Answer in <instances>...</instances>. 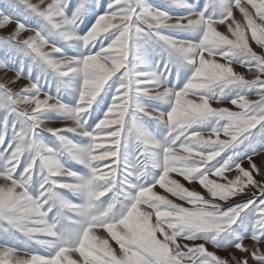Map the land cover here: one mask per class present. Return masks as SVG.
<instances>
[{
	"label": "snow or ice",
	"instance_id": "1",
	"mask_svg": "<svg viewBox=\"0 0 264 264\" xmlns=\"http://www.w3.org/2000/svg\"><path fill=\"white\" fill-rule=\"evenodd\" d=\"M0 70V264H264V0H5Z\"/></svg>",
	"mask_w": 264,
	"mask_h": 264
},
{
	"label": "rangeland",
	"instance_id": "2",
	"mask_svg": "<svg viewBox=\"0 0 264 264\" xmlns=\"http://www.w3.org/2000/svg\"><path fill=\"white\" fill-rule=\"evenodd\" d=\"M157 2H159V0H157ZM4 3H5V0H0V7H2ZM237 70L238 71H244V69L240 68L239 66H237ZM12 75H13V73L11 71H9L7 73V76H5L4 75V71L3 70H0V82H3L4 80L10 78ZM250 98L255 99L256 97L255 96H252ZM260 160H261V157H259V156L256 157V161H257L258 164L260 163ZM245 243H249V241H245ZM41 254H43L42 250H41ZM219 254L221 256H227L228 255V253L227 252H224V251L219 252ZM236 255H240V253L237 252Z\"/></svg>",
	"mask_w": 264,
	"mask_h": 264
}]
</instances>
